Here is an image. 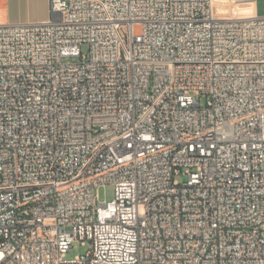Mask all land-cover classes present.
<instances>
[{
  "label": "built area",
  "instance_id": "built-area-1",
  "mask_svg": "<svg viewBox=\"0 0 264 264\" xmlns=\"http://www.w3.org/2000/svg\"><path fill=\"white\" fill-rule=\"evenodd\" d=\"M50 11L0 24V264H264V17Z\"/></svg>",
  "mask_w": 264,
  "mask_h": 264
},
{
  "label": "crops",
  "instance_id": "crops-1",
  "mask_svg": "<svg viewBox=\"0 0 264 264\" xmlns=\"http://www.w3.org/2000/svg\"><path fill=\"white\" fill-rule=\"evenodd\" d=\"M12 6L25 8L31 17L33 12H43L42 16L50 11V0H0V10L6 14ZM215 16L223 20H241L254 17H264V0H214ZM46 21L40 17L30 19L29 23ZM25 24V23H24Z\"/></svg>",
  "mask_w": 264,
  "mask_h": 264
},
{
  "label": "rangeland",
  "instance_id": "rangeland-1",
  "mask_svg": "<svg viewBox=\"0 0 264 264\" xmlns=\"http://www.w3.org/2000/svg\"><path fill=\"white\" fill-rule=\"evenodd\" d=\"M43 12H33L29 17L28 11L24 8L12 6L10 12L6 14L4 10H0V24H24L29 23L30 19H38V17L48 20L51 17V11L47 15L42 16ZM84 51L88 50L87 46L83 47ZM115 186L113 184L101 185L97 188L99 202L111 201L114 198ZM90 249V243L85 245L75 243L74 248L68 253V258H75L79 255L85 254Z\"/></svg>",
  "mask_w": 264,
  "mask_h": 264
}]
</instances>
